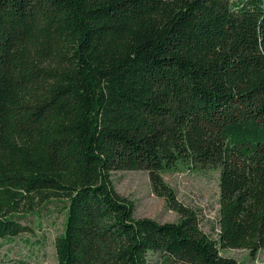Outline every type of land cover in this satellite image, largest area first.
<instances>
[{
    "label": "trees",
    "instance_id": "trees-1",
    "mask_svg": "<svg viewBox=\"0 0 264 264\" xmlns=\"http://www.w3.org/2000/svg\"><path fill=\"white\" fill-rule=\"evenodd\" d=\"M186 170L219 175L213 235L165 181ZM124 171L178 222L137 219ZM48 204L59 264L264 250V0H0V241Z\"/></svg>",
    "mask_w": 264,
    "mask_h": 264
},
{
    "label": "rangeland",
    "instance_id": "rangeland-1",
    "mask_svg": "<svg viewBox=\"0 0 264 264\" xmlns=\"http://www.w3.org/2000/svg\"><path fill=\"white\" fill-rule=\"evenodd\" d=\"M183 206L198 214L202 230L213 235L219 212V175L182 171L165 176ZM116 191L136 206V218L152 219L158 223H176L179 215L167 207L164 198L153 192L149 174L145 171L117 172L114 176ZM38 214H29L21 222L32 232L14 240L0 241V264H59L55 243L63 233L65 211L61 204L39 206ZM221 256L234 259L237 264H264V250L255 257L246 250H221Z\"/></svg>",
    "mask_w": 264,
    "mask_h": 264
}]
</instances>
